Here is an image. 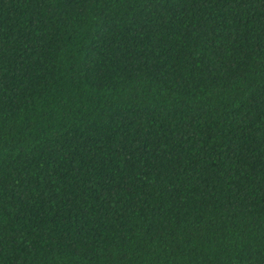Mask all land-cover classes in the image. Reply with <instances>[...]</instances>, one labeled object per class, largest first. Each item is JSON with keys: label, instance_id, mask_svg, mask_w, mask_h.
Wrapping results in <instances>:
<instances>
[{"label": "trees", "instance_id": "16d2710c", "mask_svg": "<svg viewBox=\"0 0 264 264\" xmlns=\"http://www.w3.org/2000/svg\"><path fill=\"white\" fill-rule=\"evenodd\" d=\"M0 264H264V0H0Z\"/></svg>", "mask_w": 264, "mask_h": 264}]
</instances>
